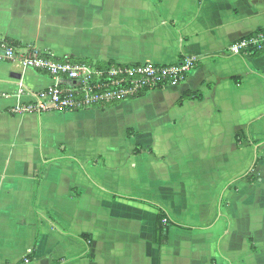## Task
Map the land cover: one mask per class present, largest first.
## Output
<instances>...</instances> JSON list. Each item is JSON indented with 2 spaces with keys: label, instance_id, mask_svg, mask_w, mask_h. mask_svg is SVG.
I'll return each instance as SVG.
<instances>
[{
  "label": "crops",
  "instance_id": "1",
  "mask_svg": "<svg viewBox=\"0 0 264 264\" xmlns=\"http://www.w3.org/2000/svg\"><path fill=\"white\" fill-rule=\"evenodd\" d=\"M260 30L264 0H0V40L196 63L105 109L15 114L55 79L0 60V264H264L263 178L237 176L264 163V139L242 136L264 111V51H228Z\"/></svg>",
  "mask_w": 264,
  "mask_h": 264
},
{
  "label": "built area",
  "instance_id": "2",
  "mask_svg": "<svg viewBox=\"0 0 264 264\" xmlns=\"http://www.w3.org/2000/svg\"><path fill=\"white\" fill-rule=\"evenodd\" d=\"M228 51L240 56L263 52L264 30L234 41ZM0 60L47 72L55 79L51 86L37 94L34 101L13 107L11 113L15 114L112 105L140 97L150 89L182 81L196 66L192 58L175 64L82 62L58 58L40 48L14 44L5 38L0 40ZM164 222L168 219L164 218Z\"/></svg>",
  "mask_w": 264,
  "mask_h": 264
},
{
  "label": "rangeland",
  "instance_id": "3",
  "mask_svg": "<svg viewBox=\"0 0 264 264\" xmlns=\"http://www.w3.org/2000/svg\"><path fill=\"white\" fill-rule=\"evenodd\" d=\"M264 107V106H261V108ZM252 123H257L255 126H248V131L247 133H244L243 132V135L242 136H247V137H254V138H257V139H264V111L261 112V115L259 118H257L254 122ZM251 123V124H252ZM240 135V134H239ZM262 145V144H261ZM264 145V144H263ZM262 153V151H261ZM258 160V158H256ZM256 159H249L247 165L244 167V169L238 173L237 176L241 175L245 178L250 177L251 174H258L261 176V178H263L262 180H260L259 182V186L254 188L251 187V189L255 192V196L257 198H260V199H264V163H261V165L259 167H255V169H253V164L256 165L257 164V161ZM253 169V170H252ZM252 192V191H251ZM249 264H258L259 262L261 263L262 261L259 260V262H257V260H250Z\"/></svg>",
  "mask_w": 264,
  "mask_h": 264
},
{
  "label": "trees",
  "instance_id": "4",
  "mask_svg": "<svg viewBox=\"0 0 264 264\" xmlns=\"http://www.w3.org/2000/svg\"><path fill=\"white\" fill-rule=\"evenodd\" d=\"M7 40H9L10 42L14 43V44H19V42L17 41H13V40H10L9 38H6ZM262 53L261 52H258V53H255L253 54V56H260ZM99 64V63H98ZM237 81H239V78H237ZM146 92H144L142 95H144ZM192 98H195V99H199V100H202L203 98V95L201 93H192L190 91H187L184 93V96L182 97V99L179 101L180 103L183 102L185 99H192ZM117 104V103H115ZM114 105V104H112ZM110 107V105H108ZM108 106H99V108H102V109H105L106 107ZM133 133V131H129V134L131 135ZM259 160V159H258ZM256 159V161H258ZM250 180H257V178H255L254 176H251L249 178ZM166 215V212L164 210H161V215L158 216V231L164 233V232H168V229L166 228V226L163 225L162 223V220H163V216ZM165 233V234H166ZM34 250H35V246L33 247L32 251L28 254L27 258L28 260H31L33 258V253H34Z\"/></svg>",
  "mask_w": 264,
  "mask_h": 264
}]
</instances>
